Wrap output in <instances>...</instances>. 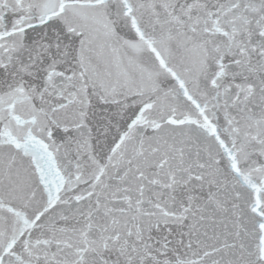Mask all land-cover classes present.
Here are the masks:
<instances>
[{
  "label": "snow or ice",
  "instance_id": "obj_1",
  "mask_svg": "<svg viewBox=\"0 0 264 264\" xmlns=\"http://www.w3.org/2000/svg\"><path fill=\"white\" fill-rule=\"evenodd\" d=\"M0 264H264V0H0Z\"/></svg>",
  "mask_w": 264,
  "mask_h": 264
}]
</instances>
